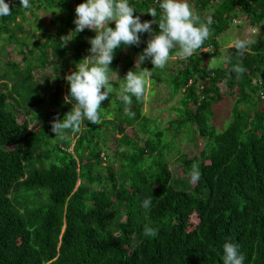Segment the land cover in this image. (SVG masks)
Returning <instances> with one entry per match:
<instances>
[{
  "label": "trees",
  "instance_id": "16d2710c",
  "mask_svg": "<svg viewBox=\"0 0 264 264\" xmlns=\"http://www.w3.org/2000/svg\"><path fill=\"white\" fill-rule=\"evenodd\" d=\"M84 2L30 0L31 7L24 9L20 0H11V15L0 17L4 43L16 42V30L23 31L27 14L37 16L54 7L64 13L60 24L52 21L56 36L32 44L39 54L29 49L26 55L27 47L16 42L23 60L34 57L26 68L16 63H8L6 72L0 68V264H223L227 239L240 245L244 264H264V38L247 45L243 56L236 47L221 52L218 40L242 16L251 26H263L264 0L194 1L201 21H212L210 35L191 57L179 61L183 68L178 75H168L172 98L182 97L175 109L177 118L169 121L167 130L178 135L195 128L193 133L205 144L195 157L178 159L183 174L177 179L170 155L165 154L171 150L164 139L166 129L154 133L142 126L145 96L140 100L132 96L126 105L111 93L106 102L114 101V111L118 106L122 119L109 120L102 112L99 124L85 119L81 130L66 131V138L57 139L60 136L52 132L54 117L62 120L72 108L65 103L69 94L65 75L91 55L88 40L96 35L87 29L74 33L75 8ZM160 2L129 0L141 22L154 19L147 15L150 8L156 9L159 21ZM109 27L114 29V22ZM152 29L158 34L157 24ZM150 38L144 33L138 47L117 49L112 72L122 64L124 77L135 71L136 59ZM176 51L178 46L169 59ZM220 53L227 62L209 67ZM237 64L246 71L237 75L233 71ZM51 65L58 72L55 81L42 87L34 71ZM140 66L148 67L151 81L158 84L160 72L170 74L167 67L153 68L151 59ZM8 73H13L9 82ZM225 91L236 104L229 126L219 131L212 124L214 107L223 102ZM13 104L29 112L52 105L54 111H33L32 120H39L42 127L32 131L30 121L21 120ZM135 124L152 135L143 144L127 132ZM116 133L121 138L111 165L108 141ZM193 163L202 173L195 185L188 176ZM148 197L151 206L144 208ZM145 225L157 235L145 236Z\"/></svg>",
  "mask_w": 264,
  "mask_h": 264
},
{
  "label": "clouds",
  "instance_id": "9594fccd",
  "mask_svg": "<svg viewBox=\"0 0 264 264\" xmlns=\"http://www.w3.org/2000/svg\"><path fill=\"white\" fill-rule=\"evenodd\" d=\"M20 5L24 9L31 7L30 0H20ZM159 8L162 15L158 22L155 8H150L147 13L154 19L141 22L140 16L134 15L136 11L129 0H86L76 6L74 33H81L87 29L94 31L96 35L88 40L91 55L78 62L75 65L76 70L64 78L69 84V94L65 97V103H71L72 108L62 120L57 115L51 122V130L55 137L63 136L68 130L73 133L79 132L85 119L93 125L101 122V113L106 114V110L101 107L102 102L113 92L111 83L113 70L110 65L115 51L126 46L138 47L141 43V34L148 33L151 38L147 41L143 53L138 56L139 65L151 59L153 68H164L170 53L177 46L178 51L175 55L184 59L191 57L201 48L210 35L211 19L202 22L200 16L193 12L188 0H162ZM11 12L10 4L0 0V17L11 15ZM113 22L114 29L109 27ZM153 24L158 25V34L153 32ZM66 37H62L61 41H65ZM234 46L238 54L243 56L247 42L236 40ZM212 66L209 64V67ZM233 71L240 75L246 69L242 64H237ZM151 76L152 71L146 68L140 69L139 72L128 71L123 79L124 83L120 85L119 98L126 105L131 104L132 96L140 100L151 85ZM128 114L134 115L130 111ZM201 175L199 164L193 163L188 172L190 183L195 185L200 181ZM151 200L152 197L144 199L142 207L149 208ZM144 234L155 237L157 230L145 225ZM245 259L240 245L227 239L223 244V264H244Z\"/></svg>",
  "mask_w": 264,
  "mask_h": 264
},
{
  "label": "rangeland",
  "instance_id": "374dc122",
  "mask_svg": "<svg viewBox=\"0 0 264 264\" xmlns=\"http://www.w3.org/2000/svg\"><path fill=\"white\" fill-rule=\"evenodd\" d=\"M195 0H188V3L190 4L192 10L194 13H196V7L194 5ZM56 8L54 7L49 8L48 11H41L37 14V16H33L32 14H27V20H25L23 24V31L18 32L16 30V42L20 41V44H24L26 48V55L29 54V49H32V44L35 41H43L42 38L44 36H56V29L57 27L53 24L52 21L57 22V24H60V20L64 17L63 14L59 11H55ZM247 19L244 18V16L241 17V19L234 24V27H232L227 33L221 35L219 37V42L221 43V48L220 51H226L227 49H230L232 47H235V41L236 40H242L246 41L247 45H250L253 42L258 41L259 39L264 38V25L260 27H254L248 24ZM239 26H242V28H239ZM15 26H12V29H14ZM16 29V28H15ZM16 42L9 41V42H4L0 43V68L2 70L5 69V72L7 69H10L8 63H16L19 64V66L24 69L27 64V60H34V57H26L25 60L22 59L20 55H18V50L21 49V46H17ZM2 44H5V47H2ZM30 47V48H29ZM36 50V49H32ZM209 51L208 49L204 50V53ZM35 54H39V51L36 50ZM180 60H184V58L180 57H173L168 60L167 64L165 67L170 69V74L167 72H160L161 78H162V83H156V80L151 81L150 87L147 89L146 94H145V106H144V111H143V119L141 120L142 126L143 127H150V130L152 132L157 133L159 130H164L166 129L164 139L166 142H168L169 146L171 148L170 151H166V155H170L169 161L171 168L173 169L175 173V178H180V175L183 174L182 172V165L180 164L181 162H178V159L181 156H187V158L191 159L195 157L197 154L200 153V151L203 149L205 141L203 138L199 137L197 134L193 133L195 128L189 129L186 128L182 133L176 134L175 132H169L168 126H169V121L174 120L177 118V112L175 109L179 106V100L181 99L182 96H178L176 98H172L171 96V77L168 75L172 76L174 74L178 75V71L183 68L182 64H180ZM138 62V57L136 59V64L134 66L135 71H140L142 67L137 64ZM227 62L225 54L220 53V55L214 59H212L209 63L213 65L212 67H217L222 65L223 63ZM36 64V63H33ZM149 67V65H147ZM55 65L49 66V69H46L45 71H40L38 69H35L34 71V79L37 81L42 87L46 85V82L50 81L53 83L55 81V76L57 75L58 72H54ZM124 65L122 64L120 66V70L116 73H111V83L113 85V92H116L117 95L119 96V89L120 85L123 84V79H124V73L123 71ZM148 67H145L146 69H149ZM72 70L68 71L65 76L69 75ZM4 72V71H3ZM13 73H8V79L5 81L9 82L10 77L12 76ZM159 73H156V75ZM59 75V74H58ZM160 76V75H158ZM54 90H48L46 93H51ZM225 98L222 103L216 105L214 107V122L212 123L214 127H217L219 131H224L227 129L229 126L230 122L232 121V115L234 112L235 104H236V99L233 97H230L228 92L225 91ZM14 107L16 106L13 104ZM114 101L110 102L106 100L104 101L102 108L106 109V115H109L107 119L109 120H115L116 118L122 119L118 113V106L117 110L114 111ZM245 108V106H242V109ZM14 111H16L19 115L21 116V120H27L30 121V129L32 131H37L42 127V124L39 120H32L33 119V111L36 113L39 112H52L54 111V107L52 105H45L42 108L35 109L33 111H22L18 109L17 107L14 108ZM128 110L125 109L124 113L127 112ZM23 115V116H22ZM105 115V114H104ZM105 115V116H106ZM146 118V120H145ZM140 125L135 124L134 127H130L128 129V134L131 135L132 133L135 134L136 140L143 144V141H145L147 138H149L152 135H148L144 133L141 128L139 127ZM110 133V132H109ZM111 135V134H110ZM66 137L60 136L57 139H63ZM121 136L119 134L111 135L110 139L108 141V150L109 154L111 155L109 159V164L115 163V160L113 159V156L116 154L117 148L115 146L116 140L120 139ZM53 139V144H55L54 137ZM56 139V142H57ZM73 151V147L69 150V152ZM104 168L107 165V162L103 165ZM119 165L115 164L116 169H119Z\"/></svg>",
  "mask_w": 264,
  "mask_h": 264
},
{
  "label": "built area",
  "instance_id": "2783aa9c",
  "mask_svg": "<svg viewBox=\"0 0 264 264\" xmlns=\"http://www.w3.org/2000/svg\"><path fill=\"white\" fill-rule=\"evenodd\" d=\"M6 3H9V4H10V3H11V0H9V1H8V2H6Z\"/></svg>",
  "mask_w": 264,
  "mask_h": 264
}]
</instances>
